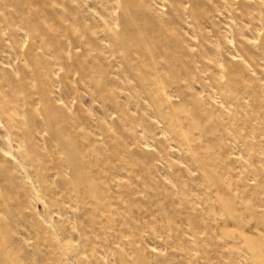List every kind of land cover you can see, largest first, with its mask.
Here are the masks:
<instances>
[{"label": "rangeland", "instance_id": "obj_1", "mask_svg": "<svg viewBox=\"0 0 264 264\" xmlns=\"http://www.w3.org/2000/svg\"><path fill=\"white\" fill-rule=\"evenodd\" d=\"M0 264H264V0H0Z\"/></svg>", "mask_w": 264, "mask_h": 264}]
</instances>
